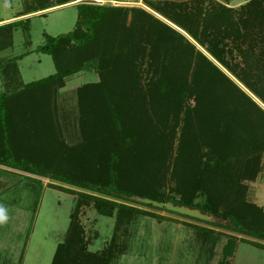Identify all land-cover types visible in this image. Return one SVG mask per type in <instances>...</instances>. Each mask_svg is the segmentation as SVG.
Here are the masks:
<instances>
[{"label": "trees", "instance_id": "obj_1", "mask_svg": "<svg viewBox=\"0 0 264 264\" xmlns=\"http://www.w3.org/2000/svg\"><path fill=\"white\" fill-rule=\"evenodd\" d=\"M76 1L46 0L40 9L15 18ZM106 1H142L222 68L145 8L77 4L74 30L47 35V43L36 50L53 58L57 72L11 94L0 93V166L136 204L141 203L132 197L140 196L197 209L222 221L211 225L264 240V210L238 205L240 198L233 206L228 194L236 174L251 171L250 161L264 152V108L255 100L264 105V0H248L236 8L219 0ZM92 61L100 81L78 90L83 140L69 146L58 133L53 84ZM36 88L51 90L42 92L41 110H30L26 100H34L22 95ZM177 133L171 170L168 160ZM166 169L176 185L170 192L161 174ZM197 197L205 202H196ZM91 202L99 215L113 217L116 212L130 226L139 212L79 192L51 264L118 260L112 246L101 252L87 247L78 211ZM237 243V237L229 236L218 264H231Z\"/></svg>", "mask_w": 264, "mask_h": 264}, {"label": "rangeland", "instance_id": "obj_2", "mask_svg": "<svg viewBox=\"0 0 264 264\" xmlns=\"http://www.w3.org/2000/svg\"><path fill=\"white\" fill-rule=\"evenodd\" d=\"M219 1L236 8L248 0ZM45 2L46 0H0V21L12 18L15 19L13 22L20 21L12 26L9 24L13 22L0 24V93L11 94L22 89L25 84L43 80L57 72L53 58L36 50L47 43V35L56 37L72 32L78 21L79 8L73 2L66 4L68 7L15 18L40 9ZM97 2L108 6L145 8L142 1ZM5 25L7 27L2 28ZM21 55L23 58L16 59ZM62 66H65L64 63ZM99 81L97 65L92 61L84 69L53 84L56 85L53 94L58 111V133L61 140L69 146L83 140L79 128L78 90L84 85ZM62 82L63 87H59ZM50 90L36 88L22 96L29 95L34 100L32 103L26 100L30 110H41L45 101L42 92ZM179 131L180 129L178 133ZM178 133L174 135V148L168 160L171 170L175 167L178 154ZM257 156L250 161L251 171L244 170L236 174L238 178L231 189H228L231 205L236 206L240 198L238 205L245 202L264 210V152ZM161 174L166 179V191L176 188L175 181H171V172L166 169ZM53 186L62 187L64 191ZM79 192L109 198L133 206L139 211L133 214L131 226L126 224L127 221L120 222L124 216L120 219L116 212L113 217L99 215L93 202L78 211L88 249L101 252L112 246V252L116 253L118 259L114 264H218L223 258V249L229 236L238 238L234 256L228 259L231 264H264L262 239L2 166L0 264H51L58 245L65 240L72 208L79 198ZM237 193H242L241 197H237ZM176 196L180 197V194ZM196 202L202 204L205 198L197 197ZM119 224L121 228L118 229ZM205 229H211L213 233H206Z\"/></svg>", "mask_w": 264, "mask_h": 264}, {"label": "water", "instance_id": "obj_3", "mask_svg": "<svg viewBox=\"0 0 264 264\" xmlns=\"http://www.w3.org/2000/svg\"><path fill=\"white\" fill-rule=\"evenodd\" d=\"M75 4H102V3L97 2L95 0H80L79 2H77ZM75 4H73V5H75ZM149 11L152 12L151 10H149ZM152 13L155 14L158 18H160L163 21H165L166 23H168L169 25H171L173 28L177 29L179 32H181L183 35H185L187 38H189L191 42L196 44L183 30L179 29L178 27H176L175 25L169 23L168 21L164 20L158 14H156L154 12H152ZM198 48L200 50H202L210 59H212V57H210L200 46H198ZM214 62L218 66H220L216 61H214ZM238 84L240 85V83H238ZM240 86H242V85H240ZM242 88H243V86H242ZM244 90H246V89H244ZM255 100L264 108V105L260 101H258L257 99H255ZM132 200H134V201H136L138 203H141V204L152 205L153 207L158 208V209H166L169 212H173V213H176V214H179V215H182V216L190 217V218L197 219V220L204 221V222H208V223H214V222H218L219 221V219H217L215 216H212V215H209V214H204L200 210H197V209H190V208L185 207V206H176L172 202L163 203V202H158V201L152 200L150 198H143V197H140V196H134V197H132Z\"/></svg>", "mask_w": 264, "mask_h": 264}, {"label": "crops", "instance_id": "obj_4", "mask_svg": "<svg viewBox=\"0 0 264 264\" xmlns=\"http://www.w3.org/2000/svg\"><path fill=\"white\" fill-rule=\"evenodd\" d=\"M78 2V1H77ZM69 5H66V6H62V7H59V8H55V9H52V11L53 10H57V9H60V8H63V7H68ZM42 12H44V11H41V12H37V13H34V15L35 14H38V13H42ZM29 16H32L31 14L29 15ZM15 19H8V20H4V21H0V22H2V23H0V24H3V23H11V22H13Z\"/></svg>", "mask_w": 264, "mask_h": 264}, {"label": "bare ground", "instance_id": "obj_5", "mask_svg": "<svg viewBox=\"0 0 264 264\" xmlns=\"http://www.w3.org/2000/svg\"><path fill=\"white\" fill-rule=\"evenodd\" d=\"M95 1H97V0H95ZM75 3H77V2H74L73 4H75Z\"/></svg>", "mask_w": 264, "mask_h": 264}]
</instances>
